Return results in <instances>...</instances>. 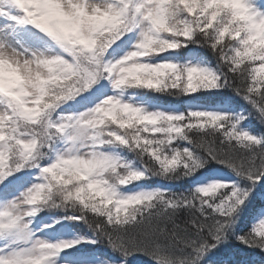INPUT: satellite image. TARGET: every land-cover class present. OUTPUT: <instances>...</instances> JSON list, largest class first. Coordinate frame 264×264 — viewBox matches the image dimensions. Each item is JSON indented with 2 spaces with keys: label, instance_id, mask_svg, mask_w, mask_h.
<instances>
[{
  "label": "snow or ice",
  "instance_id": "obj_1",
  "mask_svg": "<svg viewBox=\"0 0 264 264\" xmlns=\"http://www.w3.org/2000/svg\"><path fill=\"white\" fill-rule=\"evenodd\" d=\"M0 19L34 28L59 49L26 55L12 48L24 55L20 61L0 42V63L17 72L0 85V188L39 169L37 182L0 204V238L19 245L0 246V264H58L65 250L100 241L119 253L120 264H202L234 234L249 198H264V135L240 128L253 113L264 124V10L253 0H0ZM132 32L133 50L110 58ZM190 43L207 45L217 66L152 62ZM103 81L112 94L78 113L58 112ZM223 88L251 111L150 110L128 94L179 97ZM211 162L237 181L179 193L142 186L191 177ZM65 208L78 214L64 219L87 225L91 238L50 242L36 235L33 218ZM236 239L264 253V219Z\"/></svg>",
  "mask_w": 264,
  "mask_h": 264
},
{
  "label": "trees",
  "instance_id": "obj_2",
  "mask_svg": "<svg viewBox=\"0 0 264 264\" xmlns=\"http://www.w3.org/2000/svg\"><path fill=\"white\" fill-rule=\"evenodd\" d=\"M119 42L120 41H118L116 45H114L113 48L109 51H112L119 44ZM191 51L195 52L196 54H198V56L205 59L213 68L217 66V58L215 54L207 45L204 44L198 45L195 43H190L187 47H184L175 52L165 53L161 56L182 58L185 56V54H188ZM129 92H135L138 95H143L154 103H158L161 105L172 104L181 106L183 108V111H186V105L188 103L197 104L200 106H214L221 102L226 103V112L247 113L251 111L250 106L241 97L235 95L228 88L213 90L210 92H200L192 96L179 97L172 95H159L155 93H144L142 91L136 90H129ZM88 95L89 93L85 94L82 97H78L76 100H84L88 98ZM73 102L74 101H70L67 104L72 105ZM240 128L249 130L256 135H264V124H261L255 118V113L250 115L247 119L243 120L240 124ZM60 143L63 142L61 141L57 144ZM127 155L130 156V154ZM47 161V158L42 159V163ZM28 170L30 169H26L25 171ZM217 172L228 174L229 176H231L232 181H237L238 179L224 166L216 164L215 162H211L204 168L197 171L191 177L172 181L153 179L151 181L142 182V186H148L149 184H160L161 187L170 189L175 193L190 192L195 187H197V182L199 180L212 178ZM260 185L264 186V180L260 182ZM137 186L141 185H129L128 189H132ZM263 207L264 198L257 197L255 195L250 197L245 206L240 210L238 214V219L234 226V234L230 233L227 241L221 244L218 249H214L209 254V257L206 258L205 262H202V264H264V253H261L259 249H248L236 239L237 235H243L249 232L259 221V219H256V217ZM73 214L78 213L75 209L72 208L51 210L45 209L44 211L40 212L37 217L40 218L45 215H50L55 219V224L52 227L53 230H57L61 227H68L78 232L79 236L87 235L91 238L92 233L91 230L88 229L87 225L83 224L82 222H75L64 219V217ZM63 254L67 255L72 260H84L95 257L101 261V264H120L119 253L114 252L104 241H100L96 244L81 243L74 248L65 250ZM128 264H137V261L135 258H132L129 259ZM145 264H153V262L146 260Z\"/></svg>",
  "mask_w": 264,
  "mask_h": 264
},
{
  "label": "rangeland",
  "instance_id": "obj_3",
  "mask_svg": "<svg viewBox=\"0 0 264 264\" xmlns=\"http://www.w3.org/2000/svg\"><path fill=\"white\" fill-rule=\"evenodd\" d=\"M254 4L258 6L260 10H264V0H253ZM8 11L13 15H18L19 13L16 9L8 5ZM137 40V33L132 32L129 33L124 39H122L119 44L112 50L109 51V57L112 59H117L122 56L124 53L133 50V46ZM0 42L4 43L6 46L15 48L20 52H25L26 55H30L32 52H44L46 54H53L59 52V49L50 41L46 36L39 33L34 28L28 27H16L14 24H11L7 21V19H0ZM160 60H172L179 62L181 64L191 63V64H200L212 67L205 59L198 56L195 52L191 51L188 54H185L182 58L176 57H169V56H158L155 57V60L152 62L160 61ZM213 68V67H212ZM103 88L97 89L89 93L88 98L84 100H74L72 105L65 104L59 109V113H78L83 111L85 108L92 106V104L99 98H102V94H112L111 87L107 81H103ZM129 95L133 94V92H129ZM135 98L137 101H140L147 105V107L151 109H162L164 111H175L181 112L183 108L178 105L172 104H165L161 105L158 103H154L150 99L146 98L143 95H138L135 93ZM188 109H203V110H211V111H219V112H226L227 105L224 102L218 103L214 106H200L197 104H190L186 105V110ZM249 131V130H247ZM251 132V131H250ZM253 133V132H251ZM254 134V133H253ZM57 150H62L64 147L63 143L57 144ZM49 163L44 162L43 164ZM21 175V174H20ZM23 179L21 181L16 182L11 188L9 189H2L0 188V204L5 202L8 199L19 194V191L23 190L25 187L30 186L31 183L37 182L34 178L39 175V169L32 168L28 171H25L23 174ZM230 180L232 181L231 176L228 174H224L221 172H217L214 177L209 179H201L197 182V187L208 184L213 180ZM148 186L155 187L160 186V184H149ZM140 186L134 187L132 189H127L129 191L138 190ZM256 219H264V207L258 213ZM53 225L55 224V219L50 215H45L43 217H35L33 218V223L31 228L36 232V235L39 238L48 240L50 242H56L60 240H71L76 239L79 237L78 232L68 228V227H61L57 230H53L52 227L44 228V225ZM8 245L11 247H18L19 245L12 244V238H0V246ZM58 264H101V261L98 258L91 257L84 260H72L67 255L63 253L60 254L58 258Z\"/></svg>",
  "mask_w": 264,
  "mask_h": 264
},
{
  "label": "clouds",
  "instance_id": "obj_4",
  "mask_svg": "<svg viewBox=\"0 0 264 264\" xmlns=\"http://www.w3.org/2000/svg\"><path fill=\"white\" fill-rule=\"evenodd\" d=\"M4 51L9 56H12L13 58H18L20 61H23L25 59L24 55L17 52H13L11 47L4 49ZM16 75V69L12 68L7 64L0 63V85L7 87L8 84L15 79Z\"/></svg>",
  "mask_w": 264,
  "mask_h": 264
}]
</instances>
